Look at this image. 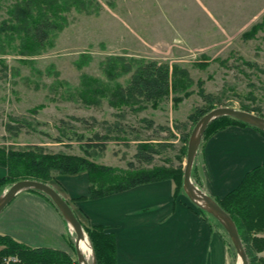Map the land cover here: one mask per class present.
Segmentation results:
<instances>
[{"label":"rangeland","instance_id":"1","mask_svg":"<svg viewBox=\"0 0 264 264\" xmlns=\"http://www.w3.org/2000/svg\"><path fill=\"white\" fill-rule=\"evenodd\" d=\"M86 2L64 13L62 28L42 48L24 53L12 29L0 35V146H41L118 170L131 163L184 170L182 132H192L191 115L209 107L203 93L215 97L217 107L247 105L264 115V0ZM15 3L0 0V28L13 24ZM121 58L168 63L172 71L178 65L189 83L171 88L157 104L113 105L111 95L87 104L79 93L87 78L112 91L130 84L132 72L116 62ZM114 63L119 72L111 70ZM149 138L172 145L153 163H141L138 145ZM71 255L78 260L74 246Z\"/></svg>","mask_w":264,"mask_h":264},{"label":"trees","instance_id":"2","mask_svg":"<svg viewBox=\"0 0 264 264\" xmlns=\"http://www.w3.org/2000/svg\"><path fill=\"white\" fill-rule=\"evenodd\" d=\"M87 5L86 0H16L10 9L13 24L10 25L5 22L0 28V35L3 31L12 29L20 37L21 50L28 53L37 47H43L54 31L62 28L60 19L66 20L64 13L73 7L82 9L86 8ZM123 60L122 58L121 61L116 59V62L123 66L125 72H132L129 79L130 84L126 88H115L116 90L112 91L113 89L97 83L96 80L87 78L83 89L79 92L87 104L99 103L101 97H109V95L113 97L111 99L113 105H119L117 104L118 101L122 103L121 105L138 104L142 101L157 104L169 97L171 88L175 91L184 90L189 83L185 82L184 76H187L185 70L178 65H174L172 71L168 63L137 61V64H131ZM117 63L110 65L113 72L120 70L117 69L119 67ZM203 95L205 100L209 102V107L197 109L191 115L195 125L202 116L217 107L218 104L211 94L205 95L203 93ZM241 109L251 112L256 110L247 105H242ZM261 116L264 117V115ZM234 125L252 127L264 135V131L255 126L231 116H221L209 124L202 143L204 144L217 132ZM8 127L15 128L11 125ZM182 135L185 146L181 153L187 157L191 132H182ZM157 140L155 138L142 140L138 145L136 155L139 162L153 163L156 155L161 154L164 149L172 145L167 144L166 141L159 142L161 140H158L157 142ZM203 144L201 145L203 146ZM180 159L183 160L182 157ZM196 161L192 171L195 182L200 179ZM134 165L131 163V168L128 170H118L97 164L86 157L47 152L41 146L26 149L0 146V166L8 170V174L0 178V195L19 180L35 179L51 184L56 182V177L59 175H75L82 172L88 174L90 184L88 194L75 199L78 201L97 199L140 184L163 180H172L175 183V198L185 193L182 165L177 168L172 165L154 166L152 168L134 167ZM31 191L45 195L55 205L48 195L37 190ZM215 199L236 222L250 264H264V164L249 170L241 183L226 196ZM199 209L206 216L213 218L223 228L225 234L227 233L218 220L201 207ZM82 224L95 251L97 264H117L115 235L107 232L103 226H88L83 222ZM230 243L234 247L231 239ZM0 246V264H7V259L11 257L18 259V262L10 261L9 264H79L78 260H74L71 253L67 251L49 247H30L10 235L1 233ZM231 253L233 264H237L236 249L234 251L231 249Z\"/></svg>","mask_w":264,"mask_h":264},{"label":"crops","instance_id":"3","mask_svg":"<svg viewBox=\"0 0 264 264\" xmlns=\"http://www.w3.org/2000/svg\"><path fill=\"white\" fill-rule=\"evenodd\" d=\"M199 181L214 198L234 190L246 173L264 164V135L230 126L200 147ZM7 169L0 166V178ZM201 180V181H200ZM86 172L59 175L53 186L88 226H103L117 240V264H233L226 234L172 180L140 184L97 199L75 200L89 191ZM0 233L30 247L73 250L71 228L43 194L19 193L0 213ZM1 248V246H0Z\"/></svg>","mask_w":264,"mask_h":264},{"label":"water","instance_id":"4","mask_svg":"<svg viewBox=\"0 0 264 264\" xmlns=\"http://www.w3.org/2000/svg\"><path fill=\"white\" fill-rule=\"evenodd\" d=\"M221 116H231L241 120L249 125L255 126L264 131V117L251 111L243 110L233 106H218L206 113L196 123L193 128L189 142L188 151L184 168V184L183 188L186 195L197 206L211 214L218 220L226 232L228 233L238 255V263L250 264L248 253L243 240L240 236L238 227L231 215L226 212L217 200L205 192L193 179V167L202 144L205 132L209 124L216 118ZM25 190H37L48 195L62 213L68 225L76 234L75 248L79 264H90L87 255L81 247V242L89 239L84 226L69 202L57 191L51 184L35 179L19 180L9 186L0 195V213L13 201V199ZM93 250V264H97L95 251Z\"/></svg>","mask_w":264,"mask_h":264},{"label":"bare ground","instance_id":"5","mask_svg":"<svg viewBox=\"0 0 264 264\" xmlns=\"http://www.w3.org/2000/svg\"><path fill=\"white\" fill-rule=\"evenodd\" d=\"M72 232V231H71ZM74 238H75V233L72 232ZM81 247L82 249L85 251L86 255H87V260L90 264H93V250L91 247V244L89 242V239H86L84 241L81 242ZM239 264H242V262L240 261Z\"/></svg>","mask_w":264,"mask_h":264},{"label":"built area","instance_id":"6","mask_svg":"<svg viewBox=\"0 0 264 264\" xmlns=\"http://www.w3.org/2000/svg\"><path fill=\"white\" fill-rule=\"evenodd\" d=\"M16 260V259H15Z\"/></svg>","mask_w":264,"mask_h":264}]
</instances>
